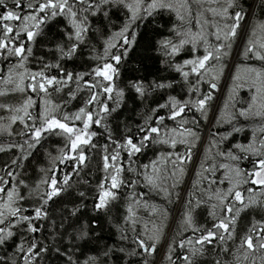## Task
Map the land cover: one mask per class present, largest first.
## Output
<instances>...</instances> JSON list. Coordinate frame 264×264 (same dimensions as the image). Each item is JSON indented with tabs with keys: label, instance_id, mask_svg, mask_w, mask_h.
<instances>
[{
	"label": "snow or ice",
	"instance_id": "obj_1",
	"mask_svg": "<svg viewBox=\"0 0 264 264\" xmlns=\"http://www.w3.org/2000/svg\"><path fill=\"white\" fill-rule=\"evenodd\" d=\"M0 264H264V0H0Z\"/></svg>",
	"mask_w": 264,
	"mask_h": 264
},
{
	"label": "trees",
	"instance_id": "obj_2",
	"mask_svg": "<svg viewBox=\"0 0 264 264\" xmlns=\"http://www.w3.org/2000/svg\"><path fill=\"white\" fill-rule=\"evenodd\" d=\"M150 70H152V69H150ZM55 142H56V141L53 140V141H51L50 143L55 144ZM47 146H48V145H45V147H47ZM42 152H43V150H41V153H42ZM41 153H40V155L37 157V161H35L34 164H35L36 162H41V161L43 160V159H42L43 156L41 155ZM2 158L5 159V157H2ZM29 171L31 172V171H33V169L30 168ZM174 212H175V211H173V216H174ZM102 236H103V238H104L105 240L111 242V233H110V230H109L107 224L104 225V229H103V232H102ZM157 260H159V255H157Z\"/></svg>",
	"mask_w": 264,
	"mask_h": 264
},
{
	"label": "rangeland",
	"instance_id": "obj_3",
	"mask_svg": "<svg viewBox=\"0 0 264 264\" xmlns=\"http://www.w3.org/2000/svg\"><path fill=\"white\" fill-rule=\"evenodd\" d=\"M254 2L258 3V0H245V4H246V6H247L248 4H252V3H254ZM257 15H258V16L261 15L259 9H257ZM222 90H223V89H222ZM41 155L43 156V152L41 153ZM6 158H7V157H5V159H6ZM42 159H43V160H42L41 162H36V163H43V161H44V157H43ZM174 216H175V212H174Z\"/></svg>",
	"mask_w": 264,
	"mask_h": 264
}]
</instances>
